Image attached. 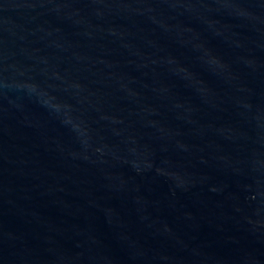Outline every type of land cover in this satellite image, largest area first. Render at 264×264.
<instances>
[{
	"label": "water",
	"instance_id": "water-1",
	"mask_svg": "<svg viewBox=\"0 0 264 264\" xmlns=\"http://www.w3.org/2000/svg\"><path fill=\"white\" fill-rule=\"evenodd\" d=\"M0 264H264V0H0Z\"/></svg>",
	"mask_w": 264,
	"mask_h": 264
}]
</instances>
